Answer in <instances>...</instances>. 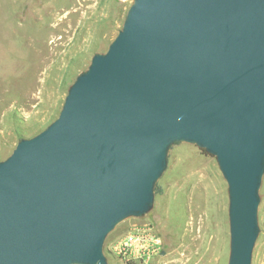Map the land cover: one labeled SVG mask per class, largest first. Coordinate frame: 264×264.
<instances>
[{
	"label": "water",
	"instance_id": "obj_1",
	"mask_svg": "<svg viewBox=\"0 0 264 264\" xmlns=\"http://www.w3.org/2000/svg\"><path fill=\"white\" fill-rule=\"evenodd\" d=\"M215 156L227 264H252L264 180V0H133L59 116L0 161V264H110L146 217L171 148Z\"/></svg>",
	"mask_w": 264,
	"mask_h": 264
},
{
	"label": "rangeland",
	"instance_id": "obj_2",
	"mask_svg": "<svg viewBox=\"0 0 264 264\" xmlns=\"http://www.w3.org/2000/svg\"><path fill=\"white\" fill-rule=\"evenodd\" d=\"M133 0H0V161L21 138L43 131L60 114L69 86L107 51ZM261 227L252 264H264V180ZM229 198L215 156L179 143L158 181L153 210L121 223L107 238L110 264H123L112 246L151 224L164 251L155 264H227Z\"/></svg>",
	"mask_w": 264,
	"mask_h": 264
},
{
	"label": "built area",
	"instance_id": "obj_3",
	"mask_svg": "<svg viewBox=\"0 0 264 264\" xmlns=\"http://www.w3.org/2000/svg\"><path fill=\"white\" fill-rule=\"evenodd\" d=\"M112 251L123 264H155L164 246L159 232L147 224L130 230L112 246Z\"/></svg>",
	"mask_w": 264,
	"mask_h": 264
}]
</instances>
